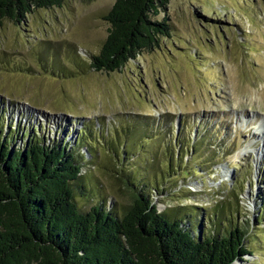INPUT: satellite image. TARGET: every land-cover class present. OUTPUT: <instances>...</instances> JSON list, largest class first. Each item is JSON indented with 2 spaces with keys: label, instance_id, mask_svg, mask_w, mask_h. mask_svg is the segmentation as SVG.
Instances as JSON below:
<instances>
[{
  "label": "rangeland",
  "instance_id": "rangeland-1",
  "mask_svg": "<svg viewBox=\"0 0 264 264\" xmlns=\"http://www.w3.org/2000/svg\"><path fill=\"white\" fill-rule=\"evenodd\" d=\"M115 1L64 0L0 25V127L72 145L85 123L80 206L123 207L126 184L146 183L161 210H194L213 230L228 222L222 200L226 226L246 232L233 264H264V0H169L159 47L95 71Z\"/></svg>",
  "mask_w": 264,
  "mask_h": 264
},
{
  "label": "trees",
  "instance_id": "trees-1",
  "mask_svg": "<svg viewBox=\"0 0 264 264\" xmlns=\"http://www.w3.org/2000/svg\"><path fill=\"white\" fill-rule=\"evenodd\" d=\"M63 2L0 0V25ZM168 3L116 0L105 16L108 36L90 68L114 72L159 47L170 36L167 18L158 19ZM88 129L84 123L70 145L46 144L30 127L23 137L14 133L18 129L0 127V264H233L249 254L244 228L226 226L233 213L222 200L228 222L213 230L192 223L194 210H161L146 183L126 184L129 202L123 207L109 208L103 198L89 209L80 206L77 194L88 195L82 184L86 151L93 155L79 149ZM18 138L22 143L14 146ZM178 159L176 154L172 162Z\"/></svg>",
  "mask_w": 264,
  "mask_h": 264
},
{
  "label": "bare ground",
  "instance_id": "bare-ground-1",
  "mask_svg": "<svg viewBox=\"0 0 264 264\" xmlns=\"http://www.w3.org/2000/svg\"><path fill=\"white\" fill-rule=\"evenodd\" d=\"M263 134H264V129H263Z\"/></svg>",
  "mask_w": 264,
  "mask_h": 264
}]
</instances>
